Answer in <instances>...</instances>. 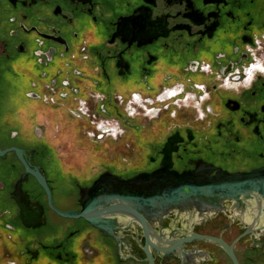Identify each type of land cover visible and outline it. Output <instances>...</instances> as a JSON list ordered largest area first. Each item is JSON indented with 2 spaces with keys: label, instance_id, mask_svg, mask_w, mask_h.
<instances>
[{
  "label": "flooded vegetation",
  "instance_id": "af4514ba",
  "mask_svg": "<svg viewBox=\"0 0 264 264\" xmlns=\"http://www.w3.org/2000/svg\"><path fill=\"white\" fill-rule=\"evenodd\" d=\"M0 148L23 151L62 212L107 173L263 170L264 0H0ZM26 173L0 156V264H264L262 193L177 202L106 236ZM17 189L43 226L24 224Z\"/></svg>",
  "mask_w": 264,
  "mask_h": 264
},
{
  "label": "water",
  "instance_id": "95a60500",
  "mask_svg": "<svg viewBox=\"0 0 264 264\" xmlns=\"http://www.w3.org/2000/svg\"><path fill=\"white\" fill-rule=\"evenodd\" d=\"M16 152L25 164L27 173L21 180H26L27 174L33 175L46 191L51 209L63 218L87 220L106 236H114L117 227L116 220L125 218L140 222L144 227V215L149 212H160L175 205L177 202L192 201L197 197L216 196L225 199H238L241 196H250L262 193L264 196V182L259 187L260 179H264V169L251 175H219L217 182L196 184L191 175L175 176L165 166L152 176L140 175L131 180H123L110 173L101 176L90 189H82L81 202L83 210L62 212L54 206L52 192L46 178L39 170H32L24 161L23 151L11 148L2 151L0 156ZM149 185L148 189H143ZM22 191V189H20ZM17 189L14 197L21 206V216L24 224L31 228H39L45 224V213L42 206L33 209L25 204L24 197Z\"/></svg>",
  "mask_w": 264,
  "mask_h": 264
},
{
  "label": "rangeland",
  "instance_id": "374dc122",
  "mask_svg": "<svg viewBox=\"0 0 264 264\" xmlns=\"http://www.w3.org/2000/svg\"><path fill=\"white\" fill-rule=\"evenodd\" d=\"M58 220H61V219H58ZM53 222H54V219H53ZM21 232L23 233L24 235V238H28V239H32L36 236H38V234L40 235H44V234H53L54 233V230H53V227L52 226H49L48 228H45L39 232H36V231H30V230H21Z\"/></svg>",
  "mask_w": 264,
  "mask_h": 264
},
{
  "label": "built area",
  "instance_id": "2783aa9c",
  "mask_svg": "<svg viewBox=\"0 0 264 264\" xmlns=\"http://www.w3.org/2000/svg\"><path fill=\"white\" fill-rule=\"evenodd\" d=\"M98 128H102V129H106V128H108V126L107 125H105V124H102L101 126H99ZM107 130V129H106Z\"/></svg>",
  "mask_w": 264,
  "mask_h": 264
},
{
  "label": "bare ground",
  "instance_id": "6f19581e",
  "mask_svg": "<svg viewBox=\"0 0 264 264\" xmlns=\"http://www.w3.org/2000/svg\"><path fill=\"white\" fill-rule=\"evenodd\" d=\"M259 69L261 70V68H260L259 66H254V67H253V70H255V71H257V70H259Z\"/></svg>",
  "mask_w": 264,
  "mask_h": 264
}]
</instances>
